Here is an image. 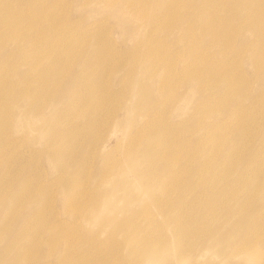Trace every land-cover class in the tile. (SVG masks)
I'll use <instances>...</instances> for the list:
<instances>
[{"label": "rangeland", "instance_id": "rangeland-1", "mask_svg": "<svg viewBox=\"0 0 264 264\" xmlns=\"http://www.w3.org/2000/svg\"><path fill=\"white\" fill-rule=\"evenodd\" d=\"M141 235L264 264V0H0V264H147Z\"/></svg>", "mask_w": 264, "mask_h": 264}, {"label": "bare ground", "instance_id": "bare-ground-1", "mask_svg": "<svg viewBox=\"0 0 264 264\" xmlns=\"http://www.w3.org/2000/svg\"><path fill=\"white\" fill-rule=\"evenodd\" d=\"M177 3L178 0H171V5H177ZM147 141L150 142L146 143V146L144 147L141 155H138V158L141 161H143L144 159L148 162V164H150L152 161V138H148ZM251 189L252 186L248 187L246 189V193L251 194ZM144 241V235H141V238L138 241L133 242V244L131 245V251L144 257L147 264H151L152 262L150 260V257H152L154 253L158 252V247H153L152 245H149L145 249H143L141 244H143ZM177 245L178 251H181L183 249L181 242L178 241Z\"/></svg>", "mask_w": 264, "mask_h": 264}]
</instances>
